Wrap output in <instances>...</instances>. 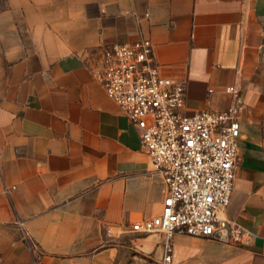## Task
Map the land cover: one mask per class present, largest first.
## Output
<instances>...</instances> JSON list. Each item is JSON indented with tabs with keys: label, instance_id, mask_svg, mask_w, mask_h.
<instances>
[{
	"label": "crops",
	"instance_id": "obj_1",
	"mask_svg": "<svg viewBox=\"0 0 264 264\" xmlns=\"http://www.w3.org/2000/svg\"><path fill=\"white\" fill-rule=\"evenodd\" d=\"M140 38L187 109H226L233 84L243 99L227 215L247 234H177L175 264H264V0H0V264H144L105 243L159 215L166 188L91 70ZM140 240L155 264L162 234Z\"/></svg>",
	"mask_w": 264,
	"mask_h": 264
},
{
	"label": "built area",
	"instance_id": "obj_2",
	"mask_svg": "<svg viewBox=\"0 0 264 264\" xmlns=\"http://www.w3.org/2000/svg\"><path fill=\"white\" fill-rule=\"evenodd\" d=\"M91 70L137 128L166 188L160 214L132 226L145 235L162 234L155 264H175L177 234L241 242L247 230L227 215L239 160L240 88L226 87L231 103L224 110L187 109L186 84L162 73L150 38L105 47Z\"/></svg>",
	"mask_w": 264,
	"mask_h": 264
},
{
	"label": "rangeland",
	"instance_id": "obj_3",
	"mask_svg": "<svg viewBox=\"0 0 264 264\" xmlns=\"http://www.w3.org/2000/svg\"><path fill=\"white\" fill-rule=\"evenodd\" d=\"M126 231L119 237H117L116 240H111L105 243L106 247H112V246H123L125 250H127L130 254L136 255V259H140L141 262H144V264H150L149 258L144 254L142 248H141V241L142 237L145 236V234L138 233L133 231L132 226L125 229ZM148 260L147 262L145 261Z\"/></svg>",
	"mask_w": 264,
	"mask_h": 264
}]
</instances>
